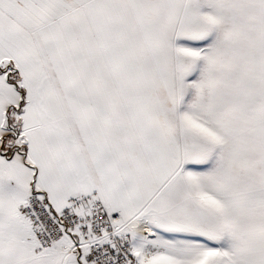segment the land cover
I'll list each match as a JSON object with an SVG mask.
<instances>
[{"label": "snow or ice", "instance_id": "6c2138e0", "mask_svg": "<svg viewBox=\"0 0 264 264\" xmlns=\"http://www.w3.org/2000/svg\"><path fill=\"white\" fill-rule=\"evenodd\" d=\"M0 264H264V0H0Z\"/></svg>", "mask_w": 264, "mask_h": 264}]
</instances>
